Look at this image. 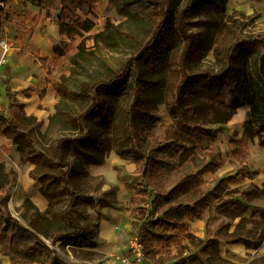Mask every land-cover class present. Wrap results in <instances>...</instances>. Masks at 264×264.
I'll return each mask as SVG.
<instances>
[{
  "label": "rangeland",
  "instance_id": "374dc122",
  "mask_svg": "<svg viewBox=\"0 0 264 264\" xmlns=\"http://www.w3.org/2000/svg\"><path fill=\"white\" fill-rule=\"evenodd\" d=\"M48 2H0V46H7L2 48L1 59L9 65L1 86L9 83L7 77L15 65L29 62L44 66L49 60L55 71L53 81L50 80L54 88L68 77L66 84L73 90L92 79L106 80L136 56L163 22L167 31L162 33L163 28H160L157 40L164 36L169 40L172 55L188 74H216L222 70L221 60L229 48L234 46L236 59L240 57L239 48L235 46L238 41L264 39V0H228L224 8L192 7L191 0H151L144 8L147 19L139 22L120 15L119 0H92L85 15L76 11L80 21L92 22V29L57 37L61 41L55 45L54 56L65 58H42L43 55L38 57L39 53L34 55V52V56H28L38 46V40H54L49 26L56 25L57 12L53 20L46 18L43 7ZM114 27H118L120 34ZM14 40H26L16 54ZM139 64L133 65L125 78L127 98L119 102L107 96L103 99L113 122L89 121L76 131L51 135L47 146L41 143L53 154L55 168L69 173L67 182L75 198L67 197L60 210L64 209L75 219L81 232L77 239L58 240L75 231L70 221L64 219L49 228V236L40 234L41 240L55 252L56 264H120L118 257L130 254L135 238L142 246L143 264H175L179 258L187 256L195 259L191 264H264L261 261L264 257V148L258 145L256 138L245 146L237 142L248 109H238L222 133L217 131L219 126L213 124L210 113L204 110L197 112L190 122L214 131L210 135L197 137L179 127L163 130L161 127L174 124L171 106L177 101V95L169 90L168 75L162 71L150 72V68ZM58 100L57 95L56 103ZM119 122L122 123L121 135L116 134L114 126ZM39 123L42 128L47 125V122ZM96 136L100 137L99 148L92 145ZM172 141L183 145L186 153L193 147L209 148L213 161L218 164L216 173L203 177L218 203L211 207L204 221L187 223L185 231L195 240L181 241L178 245L184 246L181 250L174 245L167 248L156 238L169 232L164 234L150 227V201L155 193L138 194L140 174L128 170L126 164L121 163L126 159L118 155L120 151L131 152L132 149L149 155L155 147ZM0 161L12 175L6 185L10 195L9 214L29 228L32 226L25 216L48 222L50 217L43 214L46 200L44 206L36 203V197L42 196L40 183L32 181L29 186L19 174L27 173L32 167L19 159L16 150L11 154L0 153ZM16 193L17 200H13ZM26 198L35 206L28 212L21 208ZM231 200L245 207L241 215L237 216L238 210L228 207L223 211L218 209L222 201ZM217 231H221L217 244L208 243L207 235ZM173 235L178 239L184 237L180 232ZM233 244L241 245L238 256L230 255L229 251L228 255L224 254L223 247ZM0 264H9V259L0 254Z\"/></svg>",
  "mask_w": 264,
  "mask_h": 264
},
{
  "label": "trees",
  "instance_id": "16d2710c",
  "mask_svg": "<svg viewBox=\"0 0 264 264\" xmlns=\"http://www.w3.org/2000/svg\"><path fill=\"white\" fill-rule=\"evenodd\" d=\"M5 1L7 0H0ZM91 1L49 0L43 10L46 18L51 20L57 12L55 24L58 26L59 35L69 37L78 30L89 32L92 29L90 20L80 21L76 17V11H81L84 15L87 13ZM150 1L119 0L118 10L123 17L139 22L147 19L144 8L146 4H151ZM227 2L228 0H197L192 7L224 8ZM163 24L164 22L158 28H163L160 31L166 33L167 27ZM159 29L140 47L135 57L128 59L120 71L108 79H92L73 90L66 84L69 77L63 78L55 87L59 100L54 106L53 114L48 117L45 128L41 127L34 116L26 115L23 106L15 103L8 94V115L5 114V107L0 108V133L15 146L19 159L33 167L29 176L40 183L39 191L47 203L43 214L50 217L48 222H42L31 215L25 216V220L32 226L29 228L19 224L9 214L7 204L10 195L6 188L9 174L5 164L0 161V254L9 259V264H56L55 252L39 235L49 236V228L64 219L70 221L75 231L59 237L58 240L80 237V228L75 219L64 209L60 210L67 197L70 200L75 198L67 182L69 173L55 168L57 165L52 163L53 154L47 147H42L41 143L47 146L51 135L76 131L87 126L89 121L113 122L108 105L103 99L107 96L119 102L127 98L124 82L133 65L140 63L147 69L150 68V72L162 71L164 75H168L169 90L171 94L177 95V101L171 106L174 124L161 129L179 127L197 137L210 135L214 131L204 130L199 124L190 122L197 112L204 110L210 113L213 124L219 126L217 131L222 133L223 127L233 114L238 109L247 108L243 132L237 142L245 146L248 141L256 138L258 145L264 148V39L246 38L238 41L235 46L239 48L240 59L235 57L234 46L229 48L221 60L222 70L216 74H188L182 64H178L175 55H172L169 40L165 36L157 40ZM114 31L120 34L118 27H114ZM114 126L116 134L121 135L122 123ZM92 145L99 148L100 137L96 136ZM118 155L126 160L131 158L135 162V170L141 177L138 194L155 193L150 201L149 223L152 229H160L164 234L183 232L187 220H205L211 207L218 203L216 196L209 191L203 180L204 175L216 173L218 167L209 148L193 147L190 153H186L183 145L172 141L155 147L149 155H142L135 149L131 152L120 151ZM55 157L58 160L59 153ZM153 185L157 188H152ZM34 207L28 198L21 205L26 212ZM224 207L238 210L237 216L245 211V207L237 200L222 201L218 209L223 211ZM220 232L209 233L208 243L216 245ZM183 236L178 243L172 235L156 238L163 241L167 248L174 245L177 250H181L184 248L178 247L181 241L195 240L189 233H184ZM194 260L191 256L182 257L175 264H191ZM261 261L264 263V257Z\"/></svg>",
  "mask_w": 264,
  "mask_h": 264
},
{
  "label": "crops",
  "instance_id": "0c3cea01",
  "mask_svg": "<svg viewBox=\"0 0 264 264\" xmlns=\"http://www.w3.org/2000/svg\"><path fill=\"white\" fill-rule=\"evenodd\" d=\"M44 24L46 25L47 23L44 22ZM50 27H52V31H53L52 38L54 40H38V46L33 51L29 52L28 56L32 57L36 55L37 53H39L38 57L43 55L42 58L52 57V56L55 58H59V59L65 58V56H62V55L59 57L54 56L56 55L55 45L61 40H57L58 39L57 37L60 36L59 31H58V26L51 25L49 26V28ZM14 42L16 45L13 48V52L16 54L19 52L21 47L24 46L26 40H14ZM2 48L0 46V59L3 55ZM33 52H34V55H32ZM8 66L9 65L6 63L5 68ZM52 66L53 65L51 64L49 60L45 63L44 66L38 63L33 64V63L27 62L26 64L22 63V64H18L12 67V70L9 76L7 77V81L9 83L3 86H1L0 84V108L5 107V114L7 113L8 115L7 107L9 105V99L7 96L9 94V96L12 97L15 103L21 104L23 106V110L26 115L34 116L38 121L44 124L48 121V117L53 114L54 106L56 103V96H57L55 92V88L53 87V83L50 82V80L53 81V77L55 73V71H53ZM48 69H50V72H48ZM5 76L6 74L4 71V79L6 78ZM14 151H15V146L12 144V142L9 139H7L2 133H0V153L4 154L5 152H8L11 154ZM28 166H31V165H28ZM31 169L28 168L27 173H23V174L22 172L19 173L23 181L26 182L29 186L30 184L32 185L33 183L32 181H34L29 176V172ZM9 178L12 179L11 173L9 174ZM33 194L34 192L32 193L31 196H33ZM17 196L18 194L16 193V196H15L16 199H17ZM44 201L45 199L42 196L36 197V203L38 205L44 206L43 204ZM192 220H199V219H192ZM192 220L186 221V226L183 232L173 231V232H169V233L166 232V233H168V235H172L173 238L176 237L175 235H173L174 232H180L183 235V233H186L185 230H187V223H189V221H192ZM200 221H204V220H200ZM175 239H178V238H175ZM240 250H241L240 244H233L232 246L226 245V247H223L224 254L228 255L229 253L227 251H229L231 253L230 255L232 256L233 255L238 256V253L240 252ZM236 258L238 259V257Z\"/></svg>",
  "mask_w": 264,
  "mask_h": 264
},
{
  "label": "built area",
  "instance_id": "2783aa9c",
  "mask_svg": "<svg viewBox=\"0 0 264 264\" xmlns=\"http://www.w3.org/2000/svg\"><path fill=\"white\" fill-rule=\"evenodd\" d=\"M3 48L6 49V44H3ZM5 61L0 60V84L4 79V71H5ZM120 264H143V250L141 244L135 238L131 242L130 246V254L128 255H121L118 257Z\"/></svg>",
  "mask_w": 264,
  "mask_h": 264
},
{
  "label": "clouds",
  "instance_id": "9594fccd",
  "mask_svg": "<svg viewBox=\"0 0 264 264\" xmlns=\"http://www.w3.org/2000/svg\"><path fill=\"white\" fill-rule=\"evenodd\" d=\"M120 159V158H117ZM121 163L126 164V167L130 171H135L136 169V164L134 161L131 160V158H128L127 160H121Z\"/></svg>",
  "mask_w": 264,
  "mask_h": 264
},
{
  "label": "water",
  "instance_id": "95a60500",
  "mask_svg": "<svg viewBox=\"0 0 264 264\" xmlns=\"http://www.w3.org/2000/svg\"><path fill=\"white\" fill-rule=\"evenodd\" d=\"M197 0H191V3H190V5L191 6H193L194 5V3L196 2Z\"/></svg>",
  "mask_w": 264,
  "mask_h": 264
},
{
  "label": "bare ground",
  "instance_id": "6f19581e",
  "mask_svg": "<svg viewBox=\"0 0 264 264\" xmlns=\"http://www.w3.org/2000/svg\"><path fill=\"white\" fill-rule=\"evenodd\" d=\"M240 113H242V112L240 111ZM13 200H17L15 196L13 197ZM13 204H14V203H13ZM235 261H236V260H235Z\"/></svg>",
  "mask_w": 264,
  "mask_h": 264
}]
</instances>
